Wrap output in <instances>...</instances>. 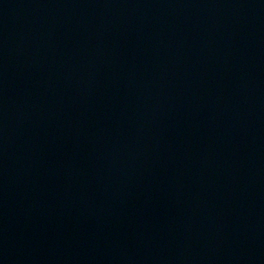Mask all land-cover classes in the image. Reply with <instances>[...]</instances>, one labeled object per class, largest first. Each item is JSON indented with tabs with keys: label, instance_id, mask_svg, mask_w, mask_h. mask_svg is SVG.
<instances>
[{
	"label": "water",
	"instance_id": "1",
	"mask_svg": "<svg viewBox=\"0 0 264 264\" xmlns=\"http://www.w3.org/2000/svg\"><path fill=\"white\" fill-rule=\"evenodd\" d=\"M0 264H264V0H0Z\"/></svg>",
	"mask_w": 264,
	"mask_h": 264
}]
</instances>
